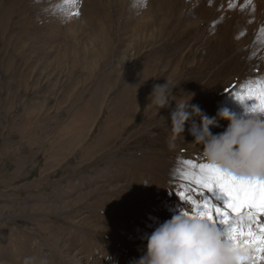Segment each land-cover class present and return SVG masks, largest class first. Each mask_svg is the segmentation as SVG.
Here are the masks:
<instances>
[{
	"label": "rangeland",
	"instance_id": "374dc122",
	"mask_svg": "<svg viewBox=\"0 0 264 264\" xmlns=\"http://www.w3.org/2000/svg\"><path fill=\"white\" fill-rule=\"evenodd\" d=\"M166 80L213 134L220 110L245 115L237 94L264 80V0H0V264H131L191 212L181 191L223 206L181 176L185 159L208 163L202 119L170 142L175 101L149 98ZM247 249L243 264H264Z\"/></svg>",
	"mask_w": 264,
	"mask_h": 264
},
{
	"label": "clouds",
	"instance_id": "9594fccd",
	"mask_svg": "<svg viewBox=\"0 0 264 264\" xmlns=\"http://www.w3.org/2000/svg\"><path fill=\"white\" fill-rule=\"evenodd\" d=\"M173 88L166 80L154 86L150 105L159 112L170 108V142L180 138L187 122L195 116L202 119V128L195 131V144L202 146L208 163L239 178L264 181V116L246 109L237 116L228 109L218 112L228 126L218 134L211 127L215 118L202 114L198 105L192 104L193 94L173 99ZM249 256V249L227 242L224 232L200 217L177 215L165 222L148 238L146 254L131 264H241Z\"/></svg>",
	"mask_w": 264,
	"mask_h": 264
},
{
	"label": "snow or ice",
	"instance_id": "6c2138e0",
	"mask_svg": "<svg viewBox=\"0 0 264 264\" xmlns=\"http://www.w3.org/2000/svg\"><path fill=\"white\" fill-rule=\"evenodd\" d=\"M66 2L79 5L80 0ZM79 14V11L75 12L76 16ZM245 88L247 95L238 93L236 99L241 103L252 101L250 106L245 103L246 108L264 116V80L249 81ZM182 164L186 166L181 172L182 178L188 186H196L191 191L203 189L212 193L216 200H223L221 206L211 202L206 195L199 200L181 191L179 196L192 204L191 212L182 214L206 219L213 225L223 224L227 242L245 248L259 244V251L264 253V181L239 179L207 162L185 159Z\"/></svg>",
	"mask_w": 264,
	"mask_h": 264
}]
</instances>
